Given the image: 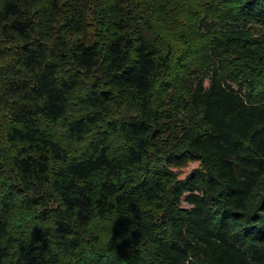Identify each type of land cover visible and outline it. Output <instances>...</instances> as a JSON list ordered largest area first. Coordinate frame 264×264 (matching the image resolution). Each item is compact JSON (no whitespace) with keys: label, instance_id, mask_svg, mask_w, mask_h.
I'll list each match as a JSON object with an SVG mask.
<instances>
[{"label":"trees","instance_id":"trees-1","mask_svg":"<svg viewBox=\"0 0 264 264\" xmlns=\"http://www.w3.org/2000/svg\"><path fill=\"white\" fill-rule=\"evenodd\" d=\"M213 2L205 50L245 80L196 69L174 103L200 123L156 154L164 73L195 65L180 4L0 0V264H264V0ZM171 156L196 166L175 180ZM138 206L132 235L95 245L92 222Z\"/></svg>","mask_w":264,"mask_h":264},{"label":"rangeland","instance_id":"rangeland-1","mask_svg":"<svg viewBox=\"0 0 264 264\" xmlns=\"http://www.w3.org/2000/svg\"><path fill=\"white\" fill-rule=\"evenodd\" d=\"M163 1V0H161ZM167 6L172 8L180 4V6L185 9V11L179 12V18L176 20L179 25H181L186 31L191 32L192 35V43L195 46L194 56H195V65L188 66V69L184 71L183 74H177L178 72H172L169 74L167 72L164 73V79L173 82L174 90H169L167 97L166 106L167 110L162 111L163 123L165 126L161 141L159 142V149L156 150V154L161 153L163 150L167 149L171 146L172 142L175 141L173 136L169 135V133H176L180 135L179 130H174V123L179 124L180 126L187 125L188 122H192L195 120L197 124L200 123V119H197L198 115L195 111H192L188 108H183L181 102H176L177 97L187 95V89L193 86L194 77L191 74H195L196 69L200 67V72L207 69L208 66L211 65L212 62L220 64L224 71H228L227 73L231 78H237L245 80V74L247 73V69L241 64L229 67V63L232 60H236L235 55H231V60H222L219 61L215 57L211 56L208 53V50H205V44L209 41V39L215 33H218V19L216 18V13L218 9L214 8L213 0H209V2L205 3L203 6V2L201 5L194 6V0H166ZM207 1V0H205ZM176 12L175 10H173ZM215 11V12H214ZM177 13V12H176ZM87 21L92 23L90 16L86 18ZM199 19H204L206 25L201 24ZM170 23L171 20L169 19ZM172 24V23H171ZM92 26H86V31L92 34ZM169 28V25H168ZM248 29L252 33L253 37L256 39H260L264 36V20L251 19L249 21ZM178 49H180V45H178ZM177 49V50H178ZM229 57V56H228ZM236 63V62H235ZM221 70V69H220ZM250 74L249 77L257 78V74L255 70H248ZM236 72V73H235ZM235 73V74H234ZM163 74V73H162ZM193 79V80H192ZM183 87V88H182ZM181 91V92H180ZM177 92L180 94L178 95ZM123 114L126 116L130 111L129 107H124L121 110ZM116 114H114L115 117ZM169 132V133H168ZM77 146V144H72L71 147ZM80 146V145H78ZM162 154V153H161ZM155 161L157 158H155ZM177 157L171 156L170 158L161 157L160 165L166 167L168 170L172 172L173 178L175 180L180 179L186 173V170L193 167L196 164V161L193 159H186L181 164H175L177 161ZM196 166V165H195ZM153 170L148 171L147 174H151ZM141 178V176H139ZM144 205L143 203L141 204ZM182 207H188L185 202H181ZM156 207V205H155ZM145 209L143 207L138 206L136 209H131L129 212L121 215L111 216L109 219H105L102 221L95 220L91 223L90 228L94 233H97L98 240L95 245L100 247L101 244H104L109 236H116L120 238H128V236L132 235L133 228V220L135 218L136 211L138 213L139 209ZM159 209V207H157ZM177 208V206H176ZM178 209V208H177ZM146 210V209H145ZM111 238V237H109Z\"/></svg>","mask_w":264,"mask_h":264},{"label":"clouds","instance_id":"clouds-1","mask_svg":"<svg viewBox=\"0 0 264 264\" xmlns=\"http://www.w3.org/2000/svg\"><path fill=\"white\" fill-rule=\"evenodd\" d=\"M193 167H195V165H193Z\"/></svg>","mask_w":264,"mask_h":264}]
</instances>
